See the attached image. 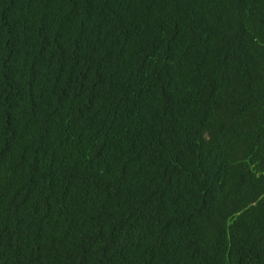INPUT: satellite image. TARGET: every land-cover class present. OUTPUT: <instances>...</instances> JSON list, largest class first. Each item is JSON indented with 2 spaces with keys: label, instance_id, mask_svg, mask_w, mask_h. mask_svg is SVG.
<instances>
[{
  "label": "trees",
  "instance_id": "1",
  "mask_svg": "<svg viewBox=\"0 0 264 264\" xmlns=\"http://www.w3.org/2000/svg\"><path fill=\"white\" fill-rule=\"evenodd\" d=\"M0 264H264V0H0Z\"/></svg>",
  "mask_w": 264,
  "mask_h": 264
}]
</instances>
